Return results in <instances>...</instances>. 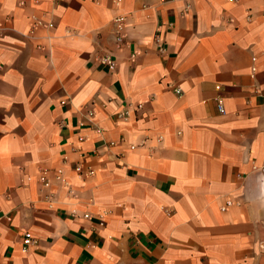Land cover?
<instances>
[{"label":"crops","instance_id":"crops-1","mask_svg":"<svg viewBox=\"0 0 264 264\" xmlns=\"http://www.w3.org/2000/svg\"><path fill=\"white\" fill-rule=\"evenodd\" d=\"M0 66V264H264V0H0Z\"/></svg>","mask_w":264,"mask_h":264},{"label":"built area","instance_id":"built-area-1","mask_svg":"<svg viewBox=\"0 0 264 264\" xmlns=\"http://www.w3.org/2000/svg\"><path fill=\"white\" fill-rule=\"evenodd\" d=\"M123 21H124L123 16H119V17H116L114 19V23L116 24V33H117L116 39H117V41H120V39H121L120 32L122 30ZM101 62L103 64L107 65V67L109 69H112L115 66V61H114L113 57L110 55H106V56L102 57ZM0 68H1V66H0ZM177 92H179V89L177 90ZM217 106H218V110L220 112H222L223 111V104H222V101L220 99L218 100ZM44 184H46V182H44ZM38 242H39L38 238L35 237L29 231H24L22 233L21 243H22V251L23 252H28L32 247L37 246Z\"/></svg>","mask_w":264,"mask_h":264}]
</instances>
